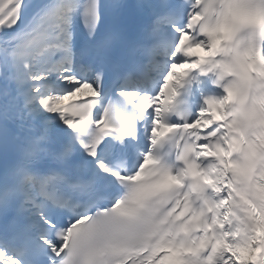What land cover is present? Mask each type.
Wrapping results in <instances>:
<instances>
[{"label": "snow or ice", "instance_id": "obj_1", "mask_svg": "<svg viewBox=\"0 0 264 264\" xmlns=\"http://www.w3.org/2000/svg\"><path fill=\"white\" fill-rule=\"evenodd\" d=\"M249 15L264 0H0V264H264Z\"/></svg>", "mask_w": 264, "mask_h": 264}, {"label": "bare ground", "instance_id": "obj_2", "mask_svg": "<svg viewBox=\"0 0 264 264\" xmlns=\"http://www.w3.org/2000/svg\"><path fill=\"white\" fill-rule=\"evenodd\" d=\"M179 72H180V70H178V73H179ZM173 80H174V79H173ZM78 94H79V93H78ZM78 94H77V95H78Z\"/></svg>", "mask_w": 264, "mask_h": 264}]
</instances>
